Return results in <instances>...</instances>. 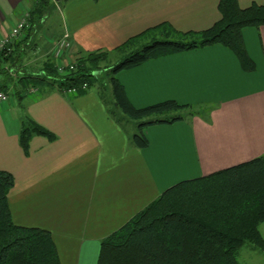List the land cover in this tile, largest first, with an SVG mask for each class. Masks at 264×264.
<instances>
[{
	"label": "crops",
	"instance_id": "1",
	"mask_svg": "<svg viewBox=\"0 0 264 264\" xmlns=\"http://www.w3.org/2000/svg\"><path fill=\"white\" fill-rule=\"evenodd\" d=\"M38 1L0 0V43ZM219 3L68 0L59 23H52L53 31L37 29L30 36L34 43L21 69H40L53 42L66 33L73 59L80 51L109 50L115 62L117 47L161 23L182 32L212 27L221 19ZM253 3L264 0H239L242 8ZM242 34L257 65L253 72L242 68L231 49L215 44L118 73L138 108L171 99L206 105L185 120L147 126L146 148L136 147L133 136L138 130H129L109 111L114 99L99 88L66 94L57 84L45 82L31 87L23 99L11 96L8 104L0 103V170L15 178L9 193L14 222L50 231L62 264H98L101 240L167 188L263 155L264 26H247ZM154 36L141 37L140 44ZM29 119L54 138L35 134L24 149L19 136ZM260 230L264 237V223ZM263 258L251 245L240 253L242 264L264 263Z\"/></svg>",
	"mask_w": 264,
	"mask_h": 264
},
{
	"label": "trees",
	"instance_id": "2",
	"mask_svg": "<svg viewBox=\"0 0 264 264\" xmlns=\"http://www.w3.org/2000/svg\"><path fill=\"white\" fill-rule=\"evenodd\" d=\"M54 5L53 0H39L29 12L21 40L10 39L0 50V91L14 94L20 100L31 87L50 82L61 90L77 88L84 93L94 85L93 78L109 69L115 105L140 121L133 136L138 148L150 144L144 131L147 126L185 120L200 114V108L206 105L181 104L171 99L138 108L117 78L120 71L151 59L215 44L231 49L245 71L253 72L257 68L246 48L242 30L247 26H264V4L253 3L242 8L239 0H220L221 19L208 29L182 32L169 23H161L117 47L114 52L121 54L115 62L109 50L80 51L73 67L65 62L60 70L56 58L50 55L40 69L23 71L26 51L34 43L30 36L37 29H44L43 24ZM151 34L162 37L154 36L140 44L141 37ZM23 45L29 46L28 49ZM35 134L54 138L50 131L29 119L19 136L24 149H29ZM14 185L13 174L0 170V264H62L50 231L14 222L9 204ZM262 223L264 154L167 188L101 240L98 264H242L240 253L244 247L251 245L264 253Z\"/></svg>",
	"mask_w": 264,
	"mask_h": 264
},
{
	"label": "rangeland",
	"instance_id": "3",
	"mask_svg": "<svg viewBox=\"0 0 264 264\" xmlns=\"http://www.w3.org/2000/svg\"><path fill=\"white\" fill-rule=\"evenodd\" d=\"M55 3H56V5H54L55 7H54V9L51 11L52 13V18H50L51 16L49 15V16H47L46 17V20H45V22H44V26H43V28L45 29V30H47V31H53L52 29H53V27H52V23H56V24H58L59 23V21H60V15H61V10H62V8L64 7V5L66 4V2L68 1V0H62V1H55V0H53ZM62 17V16H61ZM55 19H56V21H55ZM22 33V32H21ZM21 33H20V35H21ZM46 33H51V32H46ZM19 40H21V36H20V38H19ZM61 40V39H60ZM59 41V40H58ZM57 42V41H56ZM55 42H53V44H52V52H51V55H53V51H54V46H55ZM33 45V44H32ZM67 53V55H68V57H65L64 58V60H66V63L67 62H70L71 60H75V59H73L72 58V56L71 55H69V52H68V49L66 50V52H65V54ZM115 54V56L116 57H114V59L116 58V59H118V56H119V54H121L120 52H114ZM27 55V54H26ZM28 56V55H27ZM53 57H54V55H53ZM113 57V56H112ZM35 58L33 57L32 59H29V60H34ZM113 59V58H112ZM23 62L25 63V62H28V58L27 57H24V60H23ZM106 64V62H104L103 63V65H105ZM121 72V71H120ZM118 75V74H117ZM111 77H112V75H111V70H109V69H106V70H102V72H100L99 73V76L98 77H96V78H93L92 79V81H93V88H99L100 89V91L103 93V95L106 97V98H113V88H112V84H111ZM11 93H9L8 95L10 96V98H11V96H15L14 94H11ZM10 98H9V101H10ZM13 99H15V98H13ZM9 101H7L6 102V104H8L9 103ZM0 103H3V102H0ZM5 104V105H6ZM152 105V104H151ZM149 106V105H148ZM144 107H146V106H144ZM109 111L113 114V115H115L117 118H118V120L124 125V126H126L129 130L131 129V130H134V128L136 129V130H138V127H139V124H140V121L139 120H136L135 118H133V117H131V116H129L128 114H126V113H124L123 112V110L121 109V108H119V107H117L116 105H115V102H114V105L113 106H111V104L109 103ZM151 118H153V117H151ZM148 119H150V118H148ZM176 178V177H175ZM183 180V179H182ZM185 180V179H184ZM181 181V180H180ZM99 252H100V249H99ZM261 253H263V252H261ZM263 257H264V253H263ZM264 259V258H263ZM259 264H264L263 262H260Z\"/></svg>",
	"mask_w": 264,
	"mask_h": 264
},
{
	"label": "built area",
	"instance_id": "4",
	"mask_svg": "<svg viewBox=\"0 0 264 264\" xmlns=\"http://www.w3.org/2000/svg\"><path fill=\"white\" fill-rule=\"evenodd\" d=\"M27 24H28V14L23 15L20 21L13 27L10 37L3 40L0 43V50L5 47V45L9 42L10 39L18 38L22 30L27 26ZM70 37H71L70 34L66 33V35L61 40L57 41L54 46L53 55L57 60L58 67L60 70H63L65 66L66 60H64L65 58L64 56H65L66 50L68 49V52H69L72 47V41ZM75 63H76L75 60H71L70 62H67V64H70L71 67H73ZM86 86L87 84L84 85V87ZM64 92L66 94L77 92V88L64 89ZM8 94L9 92L0 91V102L6 103L7 101H9L10 96Z\"/></svg>",
	"mask_w": 264,
	"mask_h": 264
},
{
	"label": "water",
	"instance_id": "5",
	"mask_svg": "<svg viewBox=\"0 0 264 264\" xmlns=\"http://www.w3.org/2000/svg\"><path fill=\"white\" fill-rule=\"evenodd\" d=\"M57 1L59 2V1H62V0H57Z\"/></svg>",
	"mask_w": 264,
	"mask_h": 264
}]
</instances>
